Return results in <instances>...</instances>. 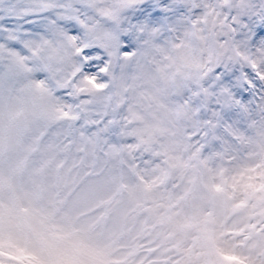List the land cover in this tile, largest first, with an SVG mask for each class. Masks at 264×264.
I'll use <instances>...</instances> for the list:
<instances>
[{
	"label": "snow or ice",
	"instance_id": "6c2138e0",
	"mask_svg": "<svg viewBox=\"0 0 264 264\" xmlns=\"http://www.w3.org/2000/svg\"><path fill=\"white\" fill-rule=\"evenodd\" d=\"M14 132L54 156L264 138V0H0V148ZM30 175L0 172V264H127L105 213Z\"/></svg>",
	"mask_w": 264,
	"mask_h": 264
},
{
	"label": "rangeland",
	"instance_id": "374dc122",
	"mask_svg": "<svg viewBox=\"0 0 264 264\" xmlns=\"http://www.w3.org/2000/svg\"><path fill=\"white\" fill-rule=\"evenodd\" d=\"M241 137L232 147L121 137L113 152L70 145L54 156L45 142L21 141L14 132L0 148V172L26 191L30 174L43 170L70 199L87 201L95 209L90 217L105 213L101 227L127 264H224L221 254L264 264V138ZM100 192L105 203L96 208L90 197Z\"/></svg>",
	"mask_w": 264,
	"mask_h": 264
}]
</instances>
